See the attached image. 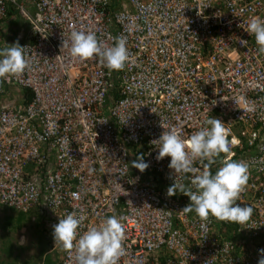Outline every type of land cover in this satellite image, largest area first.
Returning a JSON list of instances; mask_svg holds the SVG:
<instances>
[{
  "label": "built area",
  "instance_id": "built-area-1",
  "mask_svg": "<svg viewBox=\"0 0 264 264\" xmlns=\"http://www.w3.org/2000/svg\"><path fill=\"white\" fill-rule=\"evenodd\" d=\"M12 10L30 24L31 40L20 44L30 67L0 81V96L15 86L30 89L31 98L0 108V207L36 209L52 237L72 211L82 217L80 234L122 216L118 264H258L264 54L242 23L264 19V0H0V28ZM73 30L94 32L106 46L126 37L124 69L61 52ZM209 117L225 123L231 140L220 158L248 165L237 203L253 214L241 239L222 237L210 217L188 219L180 199L188 196H167L176 178L171 157L157 160L161 123L187 139ZM140 155L150 165L144 172L131 166ZM191 175L179 174L177 183L189 184ZM52 250L60 264H75L74 251L55 247L54 238Z\"/></svg>",
  "mask_w": 264,
  "mask_h": 264
},
{
  "label": "clouds",
  "instance_id": "clouds-1",
  "mask_svg": "<svg viewBox=\"0 0 264 264\" xmlns=\"http://www.w3.org/2000/svg\"><path fill=\"white\" fill-rule=\"evenodd\" d=\"M242 24L243 29L254 36L258 53L264 54V19L253 16ZM247 42L239 41L244 47ZM126 45L127 39L123 35L115 37L111 46H106L94 32L73 30L68 40L62 39L61 52L67 48L73 58L81 60L98 57L99 63L109 71H120L129 61ZM25 48L18 41L0 48V81L10 75L22 74L30 67ZM224 124L218 118L209 117L205 121L206 126L185 139L177 130L161 123L164 131L153 144L159 149L157 160L171 157L169 168L174 170L176 178L181 173L192 174L189 184H178L175 178L167 189L169 197L179 191L190 198L182 213H195L201 221H207L212 216L223 222L245 224L250 220L253 208L248 205L241 207L237 201L249 179L248 165L243 161L220 158L222 153L230 151ZM196 161L200 162L201 168L193 166ZM217 163L219 166L213 174L212 165ZM131 166L144 172L150 165L140 155ZM124 219L117 215L105 217L99 226H89L80 234L78 229L82 217L75 211L67 213L60 216L58 224L53 225L55 247L59 246L69 254L74 251L75 264H118L125 253ZM260 251L262 255L258 264H264V249Z\"/></svg>",
  "mask_w": 264,
  "mask_h": 264
},
{
  "label": "rangeland",
  "instance_id": "rangeland-1",
  "mask_svg": "<svg viewBox=\"0 0 264 264\" xmlns=\"http://www.w3.org/2000/svg\"><path fill=\"white\" fill-rule=\"evenodd\" d=\"M26 3L28 4V2ZM12 22L14 26H12L13 31L11 32L21 33L22 36L19 34L21 36L20 37L21 39H18V40H16L13 37H10V39L8 40L7 36H3L2 41L5 46L13 45L17 41L19 43L23 41L25 42V41H28L29 39V34H30L29 22L25 18H23L21 15H19L17 12H15V14L12 16ZM25 35H26V39H25ZM24 100H25V91L22 90L21 88H13L9 96L4 97V98L0 97V108L5 104H16V103L19 104L23 102ZM213 168L217 169V167H213ZM10 209L12 208H7V207L3 208L2 206L0 207V260L6 259L4 252H1V248L8 243L9 244L12 243L16 247V250L14 252L21 253V256L18 261L20 264H22V262L24 261L35 260L39 255L38 251L40 250V247H41L38 244V241L39 242L41 241L40 243H42V245L47 244L46 240L42 239V236L40 237L41 225L35 224L34 223L35 218H31L30 220L25 219L23 225L21 226L22 228L20 227V229L15 227V225L11 226V228L4 229V223L6 221L5 220L6 216L11 215L12 218H16L17 216L16 214L18 213V211L12 209L14 210L12 212V210ZM20 247H23L24 250L21 251L17 249Z\"/></svg>",
  "mask_w": 264,
  "mask_h": 264
},
{
  "label": "trees",
  "instance_id": "trees-1",
  "mask_svg": "<svg viewBox=\"0 0 264 264\" xmlns=\"http://www.w3.org/2000/svg\"><path fill=\"white\" fill-rule=\"evenodd\" d=\"M13 11L14 10H12L11 13H13ZM30 98H31V91L25 90V102L27 103L30 100ZM222 154H224V153H222ZM211 171L213 172V174H215L216 169L212 167ZM10 210H12V209H10ZM13 211L14 210H12V212ZM16 215H17L16 218H12L11 215L6 216V219H5L6 221L4 223V229L11 228V226H14V225L18 229H20V227L23 225L25 219H29L28 214H25V213L20 212V211H18V213ZM38 220H39V224L41 225L42 217L37 216V221ZM219 224H220L221 231L225 233L224 234L225 236H230L232 238H236V236L240 230V224L223 222V221H219ZM43 230H42V228L40 230V234H41L40 237L42 236V238H43V235H42ZM40 242L38 241V244L41 246L40 250L38 251V253H39L38 257L33 262L24 261V262H22V264H58L59 260L56 258L57 255L53 254L54 257L51 254L45 255L46 249L48 248V244L42 245V243H40ZM17 249H19L21 251L24 250L23 247H20ZM44 249H45V251H44ZM15 250H16V247L12 243L8 244L7 246H3L1 248V252H4L6 259H8V258L9 259L8 260L1 259L0 264H7V263L8 264H17V262L19 261V258L21 256V253L20 252L19 253L14 252ZM39 258H41L42 261ZM11 259H12V261H11ZM5 262H7V263H5Z\"/></svg>",
  "mask_w": 264,
  "mask_h": 264
},
{
  "label": "crops",
  "instance_id": "crops-1",
  "mask_svg": "<svg viewBox=\"0 0 264 264\" xmlns=\"http://www.w3.org/2000/svg\"><path fill=\"white\" fill-rule=\"evenodd\" d=\"M24 3V2H23ZM24 4H26L27 5V7H28V9H29V11L30 12H33V7H32V5H30L29 3L27 4L26 2L24 3ZM13 15V14H12ZM12 15L7 19V22L4 24V26H2L1 27V29H0V43H1V45H2V48L3 47H7V46H5L4 44H3V41H2V37L3 36H7L8 37V40L10 39V37H13V38H15L16 40H18V39H21L20 37L22 36V34L21 33H15V32H11V31H13V28H12V26H14V24H13V22H12ZM13 24V25H12ZM8 25V26H7ZM11 32V33H10ZM17 34H18V36H17ZM21 36H20V35ZM25 39H26V35H25ZM7 96H9V95H6V96H3V98L4 97H7ZM11 103H13V102H11ZM5 105H8V104H5ZM216 165V166H215ZM212 167H218V163L217 164H214V165H212ZM25 214H28L29 216V219L28 220H30L31 218H35V220H34V223L35 224H39V220L37 221V216H39V217H42L39 213H38V211H33V212H30V213H25ZM41 228H42V230H43V232H42V235H43V238L42 239H44V240H46V243L48 244V248H47V250H46V252H45V255H47V254H51V255H53L54 253H52L51 252V246H52V243H51V239H50V236H49V234H48V230H47V226H46V224H45V220L42 218V220H41ZM216 230H218V231H220L223 235L225 234L224 232H222L221 231V228H220V224H219V221L217 222V225H216ZM237 235H239V234H237ZM240 237H241V235H240ZM240 237L239 236H236V238H238V239H240ZM9 244V243H8ZM8 244H6L5 246H7ZM56 255V254H55ZM53 257H54V255H53ZM57 259H58V255H57V257H56ZM41 261H42V259L41 258H39ZM59 260V259H58ZM11 261H12V259H11ZM34 260H31V261H29V262H33ZM17 264H20L19 262H17Z\"/></svg>",
  "mask_w": 264,
  "mask_h": 264
},
{
  "label": "bare ground",
  "instance_id": "bare-ground-1",
  "mask_svg": "<svg viewBox=\"0 0 264 264\" xmlns=\"http://www.w3.org/2000/svg\"><path fill=\"white\" fill-rule=\"evenodd\" d=\"M31 5V4H30ZM25 6H27L26 4H25ZM27 9H28V7H27ZM29 10V9H28ZM15 12L16 11H13V13H10V15H9V17L13 14H15ZM33 12H34V9H33ZM12 15V16H13ZM1 29V28H0ZM31 30V29H30ZM31 40V33L29 34V39H28V41H30ZM25 42H27V41H25ZM22 43H24V41L23 42H20L19 44H22ZM0 48H2V46L0 45ZM4 48V47H3ZM13 88H20V87H15V86H12L10 89H8L7 90V93L5 94V95H3V96H6V95H10V93H11V90H13ZM22 90H30V89H27V88H21ZM31 91V90H30ZM3 96H0V97H3ZM23 103H26L25 102V100L23 101ZM17 104V103H16ZM3 106H5V105H3ZM229 143H231V140H229ZM227 154V153H226ZM225 153L224 154H221V157L222 156H224V155H226ZM137 159V158H136ZM216 166V165H215ZM216 169V168H215ZM159 182V181H158ZM247 185V184H246ZM245 185V186H246ZM162 186V185H161ZM166 189L167 187H166V185H164V187L162 186V188L160 187V189L162 190V189ZM178 193H179V191H178ZM180 199H182V201H183V204H184V207L185 206H187L189 203H190V198L189 197H180ZM245 205H247V204H240V206L241 207H243V206H245ZM13 209V208H12ZM15 210V209H14ZM36 209H33V210H29V211H26V212H23V211H20V212H23V213H30V212H33V211H35ZM18 211V210H17ZM37 211V210H36ZM39 213V212H38ZM41 216H42V218L45 220V224H46V217L45 216H43L41 213H39ZM186 215V217L188 218V219H195V218H198L196 215H195V213H189V214H185ZM211 219H212V227H213V230L214 231H216L217 233H219L222 237H224V238H228V239H238V238H232V237H230V236H225V235H223L220 231H218V230H216V225H217V222H218V220L217 219H215L214 217H212V216H209ZM242 225L243 224H240V230H239V232H238V234L239 235H237V236H239L240 237V235H241V237H240V239L241 238H243V234H245L244 233V231H243V229H242ZM46 226H47V224H46ZM48 230V229H47ZM48 234H49V236H50V239H51V243H52V246H51V252L52 253H54V254H56V255H58V259H59V261H58V264H60V261H61V256H60V254L56 251V250H52V247H53V237H52V235H51V233L49 232V230H48Z\"/></svg>",
  "mask_w": 264,
  "mask_h": 264
}]
</instances>
